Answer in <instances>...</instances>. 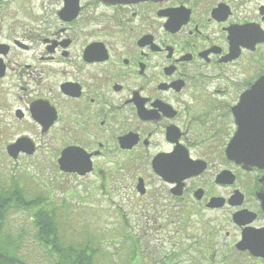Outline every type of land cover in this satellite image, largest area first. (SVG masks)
Here are the masks:
<instances>
[{"label":"flooded vegetation","instance_id":"obj_1","mask_svg":"<svg viewBox=\"0 0 264 264\" xmlns=\"http://www.w3.org/2000/svg\"><path fill=\"white\" fill-rule=\"evenodd\" d=\"M240 128H264V0H0L7 160L130 192L147 227L197 217L210 243L229 225L228 251L264 261L237 247L264 231V167L239 163Z\"/></svg>","mask_w":264,"mask_h":264},{"label":"rangeland","instance_id":"obj_2","mask_svg":"<svg viewBox=\"0 0 264 264\" xmlns=\"http://www.w3.org/2000/svg\"><path fill=\"white\" fill-rule=\"evenodd\" d=\"M1 146V142H0ZM0 148V182L3 186L17 183L29 201L40 200L51 205L57 226L59 247L62 249L89 248L93 264H252L253 260L238 257L228 249L235 241L232 228L213 235L192 217L188 228L151 224L145 216L154 211L140 210L131 205L135 198L130 192H116L109 198L91 196L84 181L54 180L52 166L33 163L15 164L7 160ZM89 181L87 182V184ZM51 199V200H50ZM147 203L150 199L145 200ZM34 210L12 209L7 214L4 235L18 247L28 264H55L58 254L37 238ZM218 214H207L204 222L212 225ZM223 220V219H222ZM195 221V222H194ZM214 221V222H213ZM232 233L226 238V232ZM196 240L202 243L197 245ZM209 254H204L207 247ZM142 253V254H141ZM264 264V261H259Z\"/></svg>","mask_w":264,"mask_h":264},{"label":"trees","instance_id":"obj_3","mask_svg":"<svg viewBox=\"0 0 264 264\" xmlns=\"http://www.w3.org/2000/svg\"><path fill=\"white\" fill-rule=\"evenodd\" d=\"M42 201H29L25 191L17 183L3 186L0 182V264H28L19 254L18 247L4 235L7 214L12 209L34 210V223L37 228L38 240L50 250L58 254L55 264H93V251L89 248L62 249L59 247L55 216L44 207ZM252 264H259L253 260Z\"/></svg>","mask_w":264,"mask_h":264},{"label":"water","instance_id":"obj_4","mask_svg":"<svg viewBox=\"0 0 264 264\" xmlns=\"http://www.w3.org/2000/svg\"><path fill=\"white\" fill-rule=\"evenodd\" d=\"M16 148V145L10 149ZM235 154L239 163L264 167V128H240L234 141ZM61 169L67 172L73 170L69 165L60 162ZM241 251L248 250L254 257L264 259V231L258 234L244 235L237 245Z\"/></svg>","mask_w":264,"mask_h":264}]
</instances>
